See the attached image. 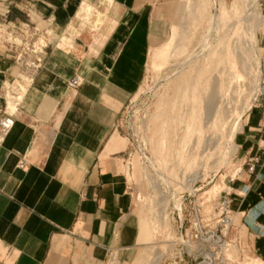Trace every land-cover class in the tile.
<instances>
[{"label":"crops","instance_id":"obj_1","mask_svg":"<svg viewBox=\"0 0 264 264\" xmlns=\"http://www.w3.org/2000/svg\"><path fill=\"white\" fill-rule=\"evenodd\" d=\"M0 1L11 21L21 20L17 8L40 13L36 18L50 35L44 36L43 65L26 84L0 149V264L103 261L135 243L130 146L117 126L143 86L150 50L160 47L161 2L113 0V12L94 19L79 13L97 0ZM21 76L2 48L0 117L8 106L6 89ZM75 78L81 85L70 89ZM261 126L256 109L246 121L241 164L257 155ZM135 170L139 175L141 167ZM228 191L250 252L264 262V166L252 176L244 168ZM249 213L250 222L244 217Z\"/></svg>","mask_w":264,"mask_h":264},{"label":"rangeland","instance_id":"obj_2","mask_svg":"<svg viewBox=\"0 0 264 264\" xmlns=\"http://www.w3.org/2000/svg\"><path fill=\"white\" fill-rule=\"evenodd\" d=\"M160 2L165 16L163 36L155 45L160 47L150 50L143 86L117 126L130 146L135 243L114 249L95 264H167L182 249L171 244L182 242L178 216L184 220V235L197 218L206 230L218 231L220 195L238 178L246 121L259 109L264 0ZM3 4L0 14L7 11ZM112 7L113 0H97L84 6L79 17L95 19L98 13L113 12ZM14 11L21 19L18 23L33 22L31 27L43 30L45 23L36 18L40 13L31 15L25 7ZM17 40L21 44L22 38ZM7 93L8 103L23 95ZM135 166L141 167L139 175ZM250 213L244 215L245 221L250 222ZM236 235L243 239L245 254L241 257L232 245L228 264H264L248 250L239 218L231 239ZM121 252L133 256L120 259Z\"/></svg>","mask_w":264,"mask_h":264},{"label":"built area","instance_id":"obj_3","mask_svg":"<svg viewBox=\"0 0 264 264\" xmlns=\"http://www.w3.org/2000/svg\"><path fill=\"white\" fill-rule=\"evenodd\" d=\"M10 11H5L0 14V50L3 48L9 55L12 56L16 66L22 70V76L19 82L13 87H8L7 91L18 95L17 92L23 93L26 84L33 81L34 76L41 69L44 61V54L47 49V42L44 36H50L45 30L39 31L37 27L33 26L32 19L30 24L18 23L9 19ZM44 32V33H43ZM22 38L21 44L17 43V39ZM43 41V43H41ZM81 85L78 78L73 79L69 84L70 89H77ZM25 87V88H24ZM24 88V89H23ZM16 91V92H15ZM25 92V91H24ZM8 97V93H7ZM21 97L16 98L17 101ZM259 100V110L262 115L261 134L264 135V82ZM15 112H10L8 106L0 117V149L4 146L9 134L14 126ZM145 160L147 157L142 153ZM264 157V140L258 143V153L252 158H246L240 166L237 176L243 173V169L249 176L256 173L259 165L264 166L262 159ZM21 168H25V163H22ZM237 179V178H236ZM236 179L231 180L235 183ZM232 191H225L220 195L219 203L217 205L216 225L218 231L211 232L202 226L201 221L198 220L195 224L191 222V229L182 233L184 228V220L178 216L179 230H181L180 243L177 241L172 242L175 246H180L182 249L173 258L166 260L167 264H195L198 259L201 262L197 264H228L229 254L232 245L238 249L241 257L245 254L243 249V239L238 235L231 239V230L234 228L236 221V213L232 208ZM182 212H180L181 214ZM195 222V221H194ZM196 230V233H194ZM250 251V248H248Z\"/></svg>","mask_w":264,"mask_h":264},{"label":"bare ground","instance_id":"obj_4","mask_svg":"<svg viewBox=\"0 0 264 264\" xmlns=\"http://www.w3.org/2000/svg\"><path fill=\"white\" fill-rule=\"evenodd\" d=\"M86 6V5H85ZM89 8V7H88ZM88 8H86V11L88 10ZM90 9H92V8H90ZM85 11V10H84ZM83 12V11H82ZM88 12V11H87ZM199 16V15H198ZM259 19V18H258ZM257 19V21H259ZM259 23V22H258ZM218 29V28H217ZM216 33H217V31H216ZM209 45V44H208ZM205 48H207V46L205 47ZM185 51V50H184ZM203 53V52H202ZM234 54V53H233ZM259 70V69H258ZM180 85H182V83L180 84ZM218 86V85H217ZM258 90H260V89H258ZM257 90V91H258ZM210 101V100H209ZM207 102H208V100H207ZM213 105V104H212ZM17 106H18V102H13V101H10L9 103H8V108H9V110H10V112H15L16 111V109H17ZM209 109V108H208ZM218 112V111H217ZM210 113V112H209ZM242 116V115H241ZM208 117H209V115H208ZM236 119V118H235ZM237 120V119H236ZM240 122V121H239ZM235 123V122H234ZM237 124H239L238 122H237ZM237 126V125H236ZM238 127V126H237ZM235 132H236V129H235ZM217 140V139H216ZM201 141V140H200ZM221 151V150H220ZM221 154V153H220ZM224 157V156H223ZM221 158V157H220ZM148 161H149V159H148ZM145 162V161H144ZM150 164V163H149ZM160 183H162V182H160ZM162 185V184H161ZM166 193V192H165ZM173 193V192H172ZM213 195V194H212ZM175 195H173V197H174ZM175 199V198H174ZM178 199V198H177ZM177 201V200H176ZM177 203H178V201H177ZM176 207V206H175ZM177 207H178V205H177ZM176 207V208H177ZM174 208V207H173Z\"/></svg>","mask_w":264,"mask_h":264}]
</instances>
